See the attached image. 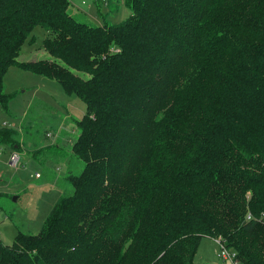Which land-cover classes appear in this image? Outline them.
I'll return each instance as SVG.
<instances>
[{
    "label": "trees",
    "instance_id": "16d2710c",
    "mask_svg": "<svg viewBox=\"0 0 264 264\" xmlns=\"http://www.w3.org/2000/svg\"><path fill=\"white\" fill-rule=\"evenodd\" d=\"M122 1L129 17L93 25L69 0H0V105L17 66L85 106L71 194L0 264H193L203 237L264 264V0ZM35 26L51 59L19 61Z\"/></svg>",
    "mask_w": 264,
    "mask_h": 264
},
{
    "label": "rangeland",
    "instance_id": "374dc122",
    "mask_svg": "<svg viewBox=\"0 0 264 264\" xmlns=\"http://www.w3.org/2000/svg\"><path fill=\"white\" fill-rule=\"evenodd\" d=\"M69 1L70 13L75 14L73 16L77 20L85 23L88 21L93 25L104 22L116 24L130 16L122 0ZM98 1L102 3L101 16L97 13ZM115 5L116 9L109 12L110 7ZM86 9L89 10L84 13ZM48 34L43 27L35 26L28 38H33L32 42L26 40L17 60L27 62L51 59L42 46ZM3 78V93L12 95V98L6 108L0 105V126L15 130L14 138L23 152L22 156L20 153L18 166L10 168L6 162L8 148L0 151V190L6 192L0 195V216L4 215L0 225V240L10 245L17 230L29 234L38 233L49 210L60 196L71 194L72 187L65 177L69 174L77 175L83 169V163L73 155L70 146L79 132L76 120L85 112V106L75 94L67 95L63 92L58 82L30 70L12 66ZM47 130L51 131L47 132L48 135L46 133L49 139L44 137ZM65 130L68 142L61 143L59 136ZM53 139H59L58 144L50 143ZM56 145H61L64 151L59 158L55 157L52 150H47ZM3 147L0 144V148ZM36 173L41 178H37ZM3 180L12 184L8 185ZM218 251L219 245L213 238L203 237L197 248V260L193 264H229L222 262Z\"/></svg>",
    "mask_w": 264,
    "mask_h": 264
},
{
    "label": "built area",
    "instance_id": "2783aa9c",
    "mask_svg": "<svg viewBox=\"0 0 264 264\" xmlns=\"http://www.w3.org/2000/svg\"><path fill=\"white\" fill-rule=\"evenodd\" d=\"M20 159V153L17 151L11 152L9 158H8V166L10 168H16L19 164ZM35 176L38 177V174L36 173ZM246 219H250V215L248 214L246 216ZM216 243L219 245V251H218V257L222 260L223 263L229 262V264H239L238 260L236 259V254L233 251L226 250L223 247V244L220 239H216Z\"/></svg>",
    "mask_w": 264,
    "mask_h": 264
},
{
    "label": "crops",
    "instance_id": "0c3cea01",
    "mask_svg": "<svg viewBox=\"0 0 264 264\" xmlns=\"http://www.w3.org/2000/svg\"><path fill=\"white\" fill-rule=\"evenodd\" d=\"M89 9H86V11H84V13H86L87 11H88ZM64 111H66V110H64ZM68 114H69V112H68ZM60 127V126H59ZM59 129V128H58ZM73 131V130H72ZM47 132H51V131H46L45 133H44V137H46V139H49V137H47L46 136V133ZM68 133H69V131H68ZM47 135H48V133H47ZM60 138H61V143H65V142H68V139H67V137H68V135H67V130H65V131H63V134H61L60 133V136H59ZM64 137H66L65 138V140H64ZM69 138V137H68ZM59 140V139H58ZM57 140V141H58ZM57 141H55L54 139L50 142V143H53V142H55L56 144H58L57 143ZM71 142V141H70ZM73 142V141H72ZM72 142H71V144H72ZM4 147L3 148H0V151L2 152V151H4V149L7 147V146H5V145H3ZM8 148V147H7ZM45 150V149H44ZM44 150H43V152H44ZM47 150H52L56 155H55V157L56 158H59L60 157V155H62L63 154V150L61 149V145L60 146H58V145H56L54 148H50V149H47ZM18 153H21V156L23 155V152H22V148H20V149H18V150H16ZM11 152H13V150H11V149H9L8 148V151H7V153H9L8 154V157H7V166H8V158H9V156H10V154H11ZM24 154H26V153H24ZM65 154V153H64ZM58 169V168H57ZM37 178H41V175H39ZM2 182V181H1ZM3 182H5V183H8V185H11L12 184V182H7L6 180H3ZM0 193H6L5 191H2V190H0ZM5 216H7L8 217V215H5ZM2 218H4V215H2L1 214V216H0V225H1V223H2ZM9 218V217H8ZM18 231V230H17ZM15 236V235H14ZM1 241V240H0ZM2 242V241H1ZM197 253V252H196ZM197 260V254H196V256H195V258H194V260H193V263L195 262Z\"/></svg>",
    "mask_w": 264,
    "mask_h": 264
}]
</instances>
